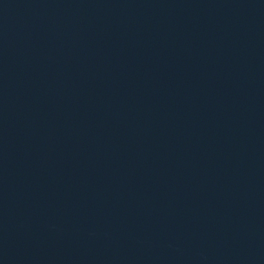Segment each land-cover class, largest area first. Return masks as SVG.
<instances>
[{
    "label": "water",
    "instance_id": "obj_1",
    "mask_svg": "<svg viewBox=\"0 0 264 264\" xmlns=\"http://www.w3.org/2000/svg\"><path fill=\"white\" fill-rule=\"evenodd\" d=\"M0 264H264V0H0Z\"/></svg>",
    "mask_w": 264,
    "mask_h": 264
}]
</instances>
